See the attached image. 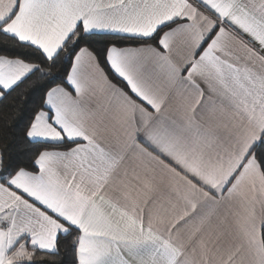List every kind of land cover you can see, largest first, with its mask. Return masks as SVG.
Segmentation results:
<instances>
[{"label": "snow or ice", "instance_id": "snow-or-ice-1", "mask_svg": "<svg viewBox=\"0 0 264 264\" xmlns=\"http://www.w3.org/2000/svg\"><path fill=\"white\" fill-rule=\"evenodd\" d=\"M14 94L0 264H264V0H0Z\"/></svg>", "mask_w": 264, "mask_h": 264}, {"label": "trees", "instance_id": "trees-1", "mask_svg": "<svg viewBox=\"0 0 264 264\" xmlns=\"http://www.w3.org/2000/svg\"><path fill=\"white\" fill-rule=\"evenodd\" d=\"M109 75L114 82H117L115 80V77H113L111 73H109ZM16 99L17 97L14 94L3 104H0V137H4L5 134L8 132V130L15 126L16 120L13 118L14 114L9 110V106L12 105ZM6 138L9 141L11 140V137H6ZM2 144H3V139H0V145ZM45 259L47 260V264H62V262H68V264H70L71 256L65 250L62 249L59 256L52 258L46 257Z\"/></svg>", "mask_w": 264, "mask_h": 264}]
</instances>
